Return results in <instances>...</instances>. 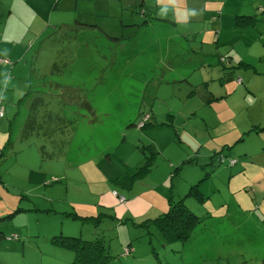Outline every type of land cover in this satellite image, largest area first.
<instances>
[{"label":"rangeland","instance_id":"rangeland-1","mask_svg":"<svg viewBox=\"0 0 264 264\" xmlns=\"http://www.w3.org/2000/svg\"><path fill=\"white\" fill-rule=\"evenodd\" d=\"M1 2L4 20L10 0ZM16 3L20 27L40 33L22 43L18 73L31 91L15 123L16 106L0 121V264H74L73 250L52 242L63 235L98 236L108 264H227L217 252L227 241L201 222L227 216L228 172L239 185L250 158L264 165V124L252 126L264 116V0ZM248 15L255 25L238 22ZM215 151L224 158L212 179L225 191L187 196ZM180 198L201 206L198 242L181 249L187 241L147 234L152 222L134 225Z\"/></svg>","mask_w":264,"mask_h":264},{"label":"crops","instance_id":"crops-1","mask_svg":"<svg viewBox=\"0 0 264 264\" xmlns=\"http://www.w3.org/2000/svg\"><path fill=\"white\" fill-rule=\"evenodd\" d=\"M8 4H10V9H11L10 15L9 16L6 15L3 20L0 13V57H2L0 58V105L4 106V111L7 108L10 110L11 106L14 107L16 106L17 113L15 115V119L14 120L12 119V121H14L13 123H15L16 122L15 120L18 119L19 112L22 107V104L24 103L25 97H27L29 95V92L31 91V86H29L28 90L25 88V86L22 83L23 78L18 73V70L22 66V64L27 62L26 55L30 51L28 49L25 50V46L22 44L23 39L29 33L31 34V36L27 37V43L33 40V44H34V41L40 32L36 31L35 32L36 36L34 38L33 33L29 31V26H27L25 29H22L20 27L21 23L19 18L14 17L15 14H18L16 0H10ZM0 6L3 7V3L1 2V0H0ZM263 12L260 11V13ZM19 33L20 35H17ZM24 50L26 51L25 55H23L22 53V51ZM249 62L252 64L254 63L250 60ZM250 63H248L247 67H254ZM259 63L260 64H258V66L261 68L260 71L264 73V62H259ZM255 69L259 70V68L257 67ZM30 78H31V73H30ZM244 79L246 81L245 88H248L246 76L244 77ZM248 84L251 85L250 80L248 81ZM253 89L249 88L246 91L253 93ZM223 93H227L226 88L224 89ZM261 99L264 100V97H262ZM3 117L4 114L2 117H0V121ZM256 123L257 124L252 126L257 127L263 125L264 116L261 117ZM262 128L264 127L262 126ZM255 131H259V133H261L260 132L261 130L258 128H256ZM248 132H252V130H248L247 132L245 131L244 133H248ZM239 139L242 140L243 135H241ZM5 148H9V145L7 143H5ZM3 154L5 155L3 149H0V156ZM216 157L217 156H215V158L213 157L209 158L207 165L205 166L206 168L204 169L206 170L204 174H203V170H201V172L198 174V177L200 175H203L200 178H198L196 183L199 182L201 178H203V180L199 182V190L201 192L200 194L204 197V199L211 197L212 192L214 194L215 193L219 194L220 191L222 192L225 191L224 184H218V183L214 184L213 182L214 180L212 179L213 166H211V161L212 159L218 160V158ZM246 163L251 164L250 165L251 173H249L248 175L249 178L243 177L239 185L238 184H235L233 186L230 185L231 174L228 172L227 216H225L226 212L223 211L221 215L210 220L208 224L204 221L201 222V223H205L206 232H208L213 239L219 238L216 240L222 241L223 245L227 241V252H225L222 249L217 250L220 256L223 257L227 256V264H264V165H261V162L260 164L253 162L252 158H250ZM207 171L208 172L211 171V173L207 177H204ZM193 183L195 184V182H187V186L189 185L188 186L189 189L194 185ZM185 190L186 188H184V191ZM112 196L114 195L112 194ZM192 201L193 198L187 200L185 205L188 206V208L193 213H195L196 211L200 215L201 206L196 205ZM193 203L195 204L194 206L192 205ZM154 230L155 231L149 233V235L154 233L160 234L157 229ZM2 234L4 235L3 232ZM202 236H203L202 228L200 225L195 230L193 237L190 240H188L187 243L185 242L181 245V249L187 248L193 242H198V240ZM5 237L6 240H11L8 239L7 236ZM95 238H90L86 240H92ZM176 241H180V240H176ZM14 244L17 245V243ZM231 245H235L236 248H230ZM127 246L129 247L130 251L128 253H125V255H131L130 254L132 253V250L130 248L131 244H128ZM159 264L161 263L159 262ZM186 264H198V263L197 260L192 257L191 261L187 262Z\"/></svg>","mask_w":264,"mask_h":264},{"label":"trees","instance_id":"trees-1","mask_svg":"<svg viewBox=\"0 0 264 264\" xmlns=\"http://www.w3.org/2000/svg\"><path fill=\"white\" fill-rule=\"evenodd\" d=\"M240 20L238 21L241 24H255L259 19L253 15L248 16H239ZM228 57V56H227ZM4 108V106H3ZM4 114V113H3ZM144 126V124H143ZM142 126V127H143ZM256 127V126H253ZM260 130L264 128L257 127ZM29 129H33L30 126V121L25 119L24 127L22 134L24 136H28ZM217 154V155H216ZM214 155H216L219 162L223 161L224 156L220 155L219 152L215 151ZM220 155V156H219ZM221 157V158H220ZM215 158V156L213 157ZM189 160H193L190 158ZM212 159L211 166H215V162L218 161ZM211 171H207L204 177H207ZM203 178L200 179V181ZM199 181V182H200ZM199 182L195 183L187 192V196L193 195L198 199H204V197L200 194L199 190ZM168 209L161 214L157 215L152 219H145L137 224L136 226L147 227V223L152 222L154 229H157L161 235V240L164 244L166 242H173L176 240L180 241H188L193 237L195 230L198 228L197 225L200 223L201 219L193 213L188 206L185 205L183 198H180L178 201L168 202ZM68 214V213H67ZM70 215H77L75 212L69 213ZM79 216V215H77ZM82 217V216H81ZM87 219H83L88 222V220L100 219V216H88ZM148 221V222H147ZM147 231V230H146ZM150 232L147 231V234ZM56 238V239H55ZM52 239V242L56 243V245L69 248L73 250L75 253V258L73 260L74 264H108L110 256L107 254L106 248L104 244L98 240V237L92 240L82 239L78 236H56ZM128 248L129 247H125ZM130 251V249H129ZM159 264V263H157Z\"/></svg>","mask_w":264,"mask_h":264},{"label":"built area","instance_id":"built-area-1","mask_svg":"<svg viewBox=\"0 0 264 264\" xmlns=\"http://www.w3.org/2000/svg\"><path fill=\"white\" fill-rule=\"evenodd\" d=\"M3 113H4V108H3L2 105H0V117L3 116ZM141 125H142V123L140 124V126H141ZM230 163H231V162H230ZM112 194L117 198V200H118L120 203H123V202L126 201V198H125L123 195H121V194H119V193H117V192H115V191H113ZM124 252H125V253H128V252H129V249H128V248H125V249H124Z\"/></svg>","mask_w":264,"mask_h":264},{"label":"clouds","instance_id":"clouds-1","mask_svg":"<svg viewBox=\"0 0 264 264\" xmlns=\"http://www.w3.org/2000/svg\"><path fill=\"white\" fill-rule=\"evenodd\" d=\"M193 14L195 15V14H197V13H196V12H194ZM200 14H201V13L199 12V13H198V16H199ZM184 16H185V14H184Z\"/></svg>","mask_w":264,"mask_h":264}]
</instances>
